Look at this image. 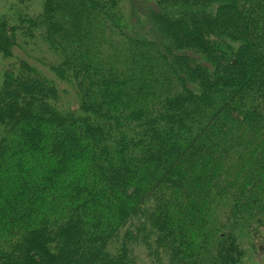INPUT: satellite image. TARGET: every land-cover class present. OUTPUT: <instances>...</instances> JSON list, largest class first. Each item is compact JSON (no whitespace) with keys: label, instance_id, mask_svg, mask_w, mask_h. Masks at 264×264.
<instances>
[{"label":"trees","instance_id":"obj_1","mask_svg":"<svg viewBox=\"0 0 264 264\" xmlns=\"http://www.w3.org/2000/svg\"><path fill=\"white\" fill-rule=\"evenodd\" d=\"M39 3L1 7L0 264H238L264 239V0Z\"/></svg>","mask_w":264,"mask_h":264},{"label":"rangeland","instance_id":"obj_2","mask_svg":"<svg viewBox=\"0 0 264 264\" xmlns=\"http://www.w3.org/2000/svg\"><path fill=\"white\" fill-rule=\"evenodd\" d=\"M11 1L12 0H0V14H1V7L3 6L2 4L4 3L8 4ZM39 4L41 5V0ZM4 64H5V60L0 55V70L2 69ZM142 260L145 262V259ZM238 264H264V239L263 240L261 238L255 239L254 246L247 249L246 253L244 254V257L240 259V262H238Z\"/></svg>","mask_w":264,"mask_h":264}]
</instances>
